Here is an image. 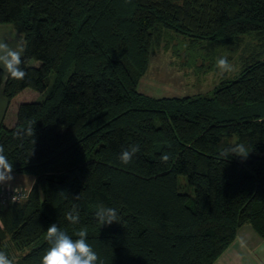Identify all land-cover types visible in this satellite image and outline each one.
I'll return each instance as SVG.
<instances>
[{"label":"trees","instance_id":"1","mask_svg":"<svg viewBox=\"0 0 264 264\" xmlns=\"http://www.w3.org/2000/svg\"><path fill=\"white\" fill-rule=\"evenodd\" d=\"M4 23L23 36L27 76L0 67V92L43 96L19 103L13 125L0 121L12 172L34 177L19 187L26 198L0 206L12 262L39 264L53 223L73 239L86 229L104 264H214L243 225L264 237V0H0ZM170 31L197 49L257 44L209 96H149L138 81ZM29 122L35 145L15 135ZM240 143L247 158L220 156ZM101 205L118 223L96 221Z\"/></svg>","mask_w":264,"mask_h":264},{"label":"rangeland","instance_id":"2","mask_svg":"<svg viewBox=\"0 0 264 264\" xmlns=\"http://www.w3.org/2000/svg\"><path fill=\"white\" fill-rule=\"evenodd\" d=\"M256 44L257 41L253 37L244 36L237 44L216 47L207 46L206 48L197 49L189 46L188 39L170 31L169 34H165L159 42L155 43L153 53L149 57L147 69L138 81V90L153 97L209 96L222 80L232 78L240 71L245 58L254 52ZM221 57H226L233 66L231 72H222L217 67V60ZM212 58L215 64L213 70L201 71V63L206 66ZM30 63L36 64L37 62L31 60ZM0 97L6 100L2 92H0ZM42 97V95L32 89L18 93L11 100V104L7 102V109H3L5 111L4 120L6 124L11 126L15 123L16 113L12 114L11 111L19 103L40 100ZM3 110L1 109V114ZM28 176L24 175L21 177L19 185L27 187L30 181V176ZM3 186L13 188L15 184ZM15 188H19V186ZM247 225L249 224L239 228L234 241L241 239V237L248 241L249 248L253 254V244L264 237L262 238L256 234L250 225L251 232L250 234L247 233ZM253 233H255L254 236ZM12 264H16L15 261Z\"/></svg>","mask_w":264,"mask_h":264},{"label":"clouds","instance_id":"3","mask_svg":"<svg viewBox=\"0 0 264 264\" xmlns=\"http://www.w3.org/2000/svg\"><path fill=\"white\" fill-rule=\"evenodd\" d=\"M26 51V43L21 38L15 42V46L10 45L7 39L0 36V67L13 80H24L27 72L21 67L23 60L22 56ZM217 67L222 72H231L233 66L229 63L226 57H221L217 60ZM17 138L27 135L32 138V143L35 145V131L32 123L29 122L26 129L18 130L15 134ZM140 151L138 145L130 146L122 150L119 155V160L124 165L132 162L133 156ZM5 149L0 145V183H6L12 179L11 173L13 165L9 162L4 154ZM247 149L244 144L240 143L235 146H229L221 151L220 156L227 158L229 155L247 158ZM162 162H167L170 159L169 154H164L160 157ZM66 220L75 225L80 221V214L73 209L66 213ZM96 221L102 225H111L114 222L118 223L117 210L111 207L101 205L95 214ZM76 239H73L67 232L61 230L56 223L51 224L46 230V239L49 243V248L41 257L39 264H104L98 253L87 242L88 232L81 228L75 233ZM0 264H12L8 256L0 251Z\"/></svg>","mask_w":264,"mask_h":264},{"label":"crops","instance_id":"4","mask_svg":"<svg viewBox=\"0 0 264 264\" xmlns=\"http://www.w3.org/2000/svg\"><path fill=\"white\" fill-rule=\"evenodd\" d=\"M0 36H3L7 39V41L10 43V45L15 46V42L19 39H23V36L17 32L14 27L11 24L4 23L0 24ZM24 40V39H23ZM37 64V63H36ZM29 88H26L22 90L21 92L27 90ZM20 92V93H21ZM12 101H10L9 104H11ZM6 105H8L7 100L3 99L0 97V111L1 109H7ZM3 106V108H1ZM18 106V105H17ZM17 110V107L11 111L12 114H15ZM3 113L1 114L0 112V121L4 120V113L5 111H2ZM16 120V119H15ZM15 122V121H14ZM6 124V122H5ZM7 125V124H6ZM25 174H17V173H11L12 179L6 183H0V186L3 185H13L15 184L14 187H22L20 184V179L23 177ZM29 177V176H28ZM34 181V177L30 176V181L28 183L27 187L23 188H29ZM245 226V225H244ZM248 226V227H247ZM248 231L247 233L250 234V226L247 225ZM255 233H253V236ZM259 238V237H258ZM254 252L253 254L251 253L252 251L249 248L248 241L243 239H237L234 241L220 256L219 258L215 261L214 264H264V238L258 240L254 244Z\"/></svg>","mask_w":264,"mask_h":264},{"label":"built area","instance_id":"5","mask_svg":"<svg viewBox=\"0 0 264 264\" xmlns=\"http://www.w3.org/2000/svg\"><path fill=\"white\" fill-rule=\"evenodd\" d=\"M26 197L27 192L22 188L0 186V206H4L9 201H20Z\"/></svg>","mask_w":264,"mask_h":264}]
</instances>
